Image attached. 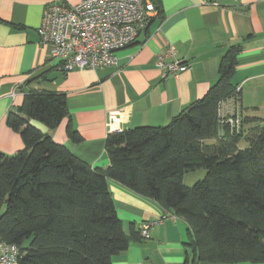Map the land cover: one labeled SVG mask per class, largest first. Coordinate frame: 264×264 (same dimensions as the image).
I'll return each mask as SVG.
<instances>
[{"label":"trees","instance_id":"16d2710c","mask_svg":"<svg viewBox=\"0 0 264 264\" xmlns=\"http://www.w3.org/2000/svg\"><path fill=\"white\" fill-rule=\"evenodd\" d=\"M237 53L232 44L218 80L166 125L109 133L107 168L93 167L33 123L59 126L70 115L65 93L27 90L7 116L25 146L0 151V240L17 245L16 264H113L130 238L109 179L185 219L200 259L264 262V120L245 116L241 133H219L220 104L241 93L233 82ZM67 131L74 143L82 140L71 123ZM244 135L248 146L240 148ZM200 168L204 178L186 186L185 173Z\"/></svg>","mask_w":264,"mask_h":264},{"label":"crops","instance_id":"0c3cea01","mask_svg":"<svg viewBox=\"0 0 264 264\" xmlns=\"http://www.w3.org/2000/svg\"><path fill=\"white\" fill-rule=\"evenodd\" d=\"M80 1L0 0V151L13 154L25 146L7 122L8 113L22 105L25 89L61 91L70 115L54 129L33 123L93 167L107 168L109 133L166 125L218 80L222 57L232 44L238 46L233 82L241 88V107L246 117L264 120V0H153L156 12L135 42L117 50V65L65 72L39 40L38 28L46 5ZM169 46L189 67L164 77L157 57ZM69 123L81 134L79 143L70 139ZM257 124H245L244 132ZM109 185L130 238L113 264H264L200 259L185 219L162 218L172 212L157 200L113 179ZM146 221H156L150 238L135 237Z\"/></svg>","mask_w":264,"mask_h":264},{"label":"built area","instance_id":"2783aa9c","mask_svg":"<svg viewBox=\"0 0 264 264\" xmlns=\"http://www.w3.org/2000/svg\"><path fill=\"white\" fill-rule=\"evenodd\" d=\"M156 12L153 0H82L75 4L50 3L45 6L38 28L41 43L65 71L111 67L118 64L117 50L132 44ZM169 46L158 54L157 67L164 77L188 69ZM238 91L241 88L238 86ZM240 96L223 101L219 107L221 131L229 134L244 130V110ZM175 214L166 213L162 218ZM156 221H146L139 229L141 239H149ZM18 247L0 240V264H16ZM196 264V263H191Z\"/></svg>","mask_w":264,"mask_h":264},{"label":"rangeland","instance_id":"374dc122","mask_svg":"<svg viewBox=\"0 0 264 264\" xmlns=\"http://www.w3.org/2000/svg\"><path fill=\"white\" fill-rule=\"evenodd\" d=\"M216 142V139H207L206 143L208 144H213ZM239 146L241 148H245L248 146V140H247V135H244L240 142H239ZM206 175V171L204 168H200L194 171H188L185 173L184 178H183V182L186 186H193L194 183H196L197 181H199L200 179L204 178V176Z\"/></svg>","mask_w":264,"mask_h":264},{"label":"water","instance_id":"95a60500","mask_svg":"<svg viewBox=\"0 0 264 264\" xmlns=\"http://www.w3.org/2000/svg\"><path fill=\"white\" fill-rule=\"evenodd\" d=\"M25 90H28V89H25Z\"/></svg>","mask_w":264,"mask_h":264}]
</instances>
